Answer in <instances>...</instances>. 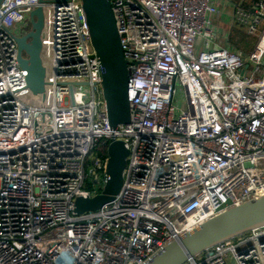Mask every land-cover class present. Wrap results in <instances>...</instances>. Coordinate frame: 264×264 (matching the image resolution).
I'll return each mask as SVG.
<instances>
[{
	"label": "built area",
	"instance_id": "obj_1",
	"mask_svg": "<svg viewBox=\"0 0 264 264\" xmlns=\"http://www.w3.org/2000/svg\"><path fill=\"white\" fill-rule=\"evenodd\" d=\"M110 2L130 71V121L116 128L82 0L0 4V264H143L264 196V0ZM40 5L46 71L34 93L16 36ZM222 11L257 36L252 51L219 30ZM111 138L129 149L122 187L79 213L76 199L105 187L108 152L92 150ZM184 264H264V226Z\"/></svg>",
	"mask_w": 264,
	"mask_h": 264
},
{
	"label": "water",
	"instance_id": "obj_2",
	"mask_svg": "<svg viewBox=\"0 0 264 264\" xmlns=\"http://www.w3.org/2000/svg\"><path fill=\"white\" fill-rule=\"evenodd\" d=\"M45 1L47 0H40V3ZM1 2L2 0L0 4ZM82 3L92 44L101 64V84L109 123L116 128L130 121L128 61L124 55L110 0H82ZM30 21L31 29L24 35L16 36V41L19 62L28 72V86L34 93H40L44 90L46 71L41 58V34L44 26V10L41 5L30 13ZM72 90L71 86V92ZM105 144L109 157L107 182L100 194L76 199V210L79 213L100 209L111 202L122 187L129 149L122 139L111 138ZM263 226L264 196H261L230 207L222 214L170 241L143 264H184L197 253Z\"/></svg>",
	"mask_w": 264,
	"mask_h": 264
},
{
	"label": "rangeland",
	"instance_id": "obj_3",
	"mask_svg": "<svg viewBox=\"0 0 264 264\" xmlns=\"http://www.w3.org/2000/svg\"><path fill=\"white\" fill-rule=\"evenodd\" d=\"M233 2H237L239 3L238 1L239 0H232ZM226 4V2L224 3ZM227 6V5H226ZM229 8V7H228ZM228 8H226L228 10ZM229 12H230V8H229ZM215 18H218V23L216 21V23L218 25L221 26V18L222 16L220 17H215ZM224 30H227L228 32V38H229V41L230 43L232 44V41L234 40H240L242 42V49L246 50L245 52L246 53H249L250 51H252L257 43V36L256 35H253V34H250L248 32V28L246 25L244 24H241L240 22L238 21H230L226 26H225V29ZM237 35H239V37H237ZM231 38V39H230ZM232 40V41H231Z\"/></svg>",
	"mask_w": 264,
	"mask_h": 264
},
{
	"label": "crops",
	"instance_id": "obj_4",
	"mask_svg": "<svg viewBox=\"0 0 264 264\" xmlns=\"http://www.w3.org/2000/svg\"><path fill=\"white\" fill-rule=\"evenodd\" d=\"M219 5H224V3L226 2V0H215ZM228 1H231L232 3H235L233 2L232 0H228ZM251 0H239L238 2L239 3H244V4H248ZM237 3V2H236ZM222 16L221 20H220V25H218V18H216L215 20L217 21L216 25L218 26L219 30H224L225 29V26L231 21V17L229 16L228 13L226 12H220L216 17H220Z\"/></svg>",
	"mask_w": 264,
	"mask_h": 264
},
{
	"label": "trees",
	"instance_id": "obj_5",
	"mask_svg": "<svg viewBox=\"0 0 264 264\" xmlns=\"http://www.w3.org/2000/svg\"><path fill=\"white\" fill-rule=\"evenodd\" d=\"M237 37H239V35H237ZM232 45L235 46V47H237V48H241L242 47V42L240 40H234V41H232ZM244 51H246V50L244 49ZM92 152H93V154H102V155H105L106 156V154H107V148H106L105 145L99 144L97 147H95L92 150Z\"/></svg>",
	"mask_w": 264,
	"mask_h": 264
}]
</instances>
